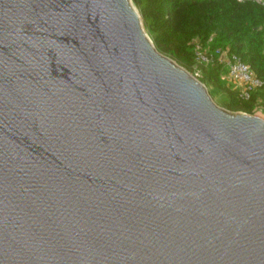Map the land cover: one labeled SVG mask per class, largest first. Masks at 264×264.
Wrapping results in <instances>:
<instances>
[{"label": "water", "instance_id": "obj_1", "mask_svg": "<svg viewBox=\"0 0 264 264\" xmlns=\"http://www.w3.org/2000/svg\"><path fill=\"white\" fill-rule=\"evenodd\" d=\"M0 264H264V118L131 0H0Z\"/></svg>", "mask_w": 264, "mask_h": 264}, {"label": "trees", "instance_id": "obj_2", "mask_svg": "<svg viewBox=\"0 0 264 264\" xmlns=\"http://www.w3.org/2000/svg\"><path fill=\"white\" fill-rule=\"evenodd\" d=\"M155 48L192 71V42L227 49L247 64L263 86L247 100L220 78L222 66L215 62L201 67L198 78L222 94L221 106L229 111L264 115V0H131Z\"/></svg>", "mask_w": 264, "mask_h": 264}, {"label": "built area", "instance_id": "obj_3", "mask_svg": "<svg viewBox=\"0 0 264 264\" xmlns=\"http://www.w3.org/2000/svg\"><path fill=\"white\" fill-rule=\"evenodd\" d=\"M211 41L212 36L205 43L198 39L192 42L194 63L190 73L199 78L201 67L217 62L222 66L220 78L231 85V88L236 92L237 98L241 100L249 99L253 91L263 86L262 81L253 75L249 66L236 54L220 47H211Z\"/></svg>", "mask_w": 264, "mask_h": 264}, {"label": "rangeland", "instance_id": "obj_4", "mask_svg": "<svg viewBox=\"0 0 264 264\" xmlns=\"http://www.w3.org/2000/svg\"><path fill=\"white\" fill-rule=\"evenodd\" d=\"M136 8V7H135ZM137 9V8H136ZM207 88V87H206ZM207 91L208 93L210 94L211 98L213 99V101L218 104L219 106H221L220 102L221 100L223 99L222 98V94L220 93H217V92H214L212 91V88L211 87H208L207 88ZM222 107V106H221ZM254 114H257V115H260L262 118H264V115L259 111H255Z\"/></svg>", "mask_w": 264, "mask_h": 264}]
</instances>
